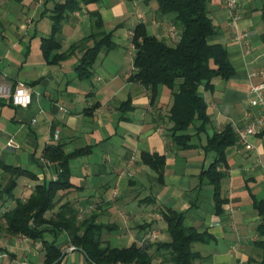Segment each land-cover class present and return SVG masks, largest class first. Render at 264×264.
I'll return each mask as SVG.
<instances>
[{"label":"crops","instance_id":"crops-1","mask_svg":"<svg viewBox=\"0 0 264 264\" xmlns=\"http://www.w3.org/2000/svg\"><path fill=\"white\" fill-rule=\"evenodd\" d=\"M64 0H0V85L23 82L33 91L30 107L18 108L7 98L0 103V264H43L45 249L41 241L11 237L4 231L3 214L13 209L16 200H26L38 185L58 178V165L47 162L44 150L62 144L66 153L90 148L91 152L70 163L73 188L59 194L56 209L71 203L79 212L94 206L98 222L110 226L102 240L117 248L151 247L169 242L162 211L171 208L185 214V224L212 239L193 245L200 254L195 264H247L264 261V249L256 229L261 218L252 206L250 195L264 200V129L248 137L252 146L238 143L226 151L227 169L221 181V195L227 202L222 215L214 207V190L201 179L215 160L205 153L208 137L226 124L243 128L251 118H263L248 104V86L264 82V0H238L230 12L225 0H212L209 11L218 33L210 41L226 48L235 74L229 80L213 81L214 89L200 93L208 104L212 124L194 136L193 147L181 149L170 136L168 113L172 92L159 87L154 104L150 91L130 81L134 71L135 48L131 42L137 25L168 45L176 44L182 31L174 24L175 15H163L155 0H104L83 6L71 14L56 35L61 50L79 45L71 57L49 64L42 51V39L51 33L50 15L55 3ZM99 13L107 33H113L118 47L101 54L91 78H80L76 65L93 30L90 13ZM233 14V15H232ZM241 34L240 43L235 37ZM128 101L130 104L125 105ZM35 121V122H34ZM198 126V124H197ZM189 133L194 135L196 128ZM165 157L162 178L142 163V154ZM2 165L20 167L31 173L17 180L12 194L6 195L10 176ZM231 209V214L227 210ZM88 215V216H89ZM156 233L157 239L146 237ZM54 236L46 235V240ZM63 250L70 244L66 233L56 238ZM62 264H89L76 250L65 255Z\"/></svg>","mask_w":264,"mask_h":264},{"label":"trees","instance_id":"trees-1","mask_svg":"<svg viewBox=\"0 0 264 264\" xmlns=\"http://www.w3.org/2000/svg\"><path fill=\"white\" fill-rule=\"evenodd\" d=\"M21 3L24 0H16ZM104 0H64L55 3L51 12V33L42 39V51L49 64H58L67 60L80 48L73 45L67 52L57 53L61 45L56 35L62 30L63 23L81 10L103 2ZM159 11L167 16L175 15L174 24L181 29L179 41L168 45L156 36L147 32L146 25L139 24L134 30L131 42L135 48L134 71L129 80L138 82L149 89L150 101L154 104L159 87H166L172 92V106L168 113V121L172 125L170 136L181 149L193 147L194 136L206 132L212 124L208 114V104L200 93L201 87L206 91L214 89L213 81L217 78L227 81L234 76L235 71L227 58L226 48L210 41L218 33L217 25L209 11L212 0H155ZM93 30L89 38L94 45L86 47L76 65L80 78H91L93 67L101 54H108L118 47L113 33L104 30L103 20L99 13H90ZM264 44V33L260 35ZM17 84V83H16ZM15 84V85H16ZM0 103H3L0 99ZM9 104L12 105L11 100ZM130 104L128 101L125 105ZM198 124V126H197ZM196 128L194 135L189 133ZM237 137L230 124L208 137L203 146L205 153H213L215 160L211 166L201 173V179H207L214 190V207L217 215H222V206L226 200L221 195V181L227 169L226 151L237 144ZM90 148L66 153L62 144L49 145L45 148L44 159L58 165V178L47 185H38L26 200H16L15 207L3 214L4 231L11 237H26L32 241H41L45 249L43 264H62L65 259L63 250L58 246L56 238L66 233L70 244L82 252L89 264H154L160 258L167 264H195L200 254L193 250L197 243H208L212 237L200 233L194 227L185 224V214L167 208L162 211V217L167 224L169 242H156L149 252L147 247L133 245L129 248H117L103 242V233L110 226L98 222V214L87 215L79 219L80 212L71 203L63 204L52 217L46 214L56 209L59 204V194L73 188L71 184L70 163L90 153ZM142 163L150 166L159 174H164L166 160L157 153L142 154ZM4 173L10 176L5 194H12L17 186V180L31 173L20 167L2 165ZM252 206L261 218L256 232L261 238L257 247L264 249V200L250 195ZM51 234L54 239L46 240ZM247 264H264V261L249 260Z\"/></svg>","mask_w":264,"mask_h":264},{"label":"built area","instance_id":"built-area-1","mask_svg":"<svg viewBox=\"0 0 264 264\" xmlns=\"http://www.w3.org/2000/svg\"><path fill=\"white\" fill-rule=\"evenodd\" d=\"M237 7L238 0H225V8L228 11L233 12ZM243 40L244 37L241 34H238L235 37L237 43H240ZM248 94L250 96L248 102L249 106L258 109L261 115H264V82L260 84H250L248 86ZM0 97L10 99L15 107L26 109L30 107L33 102V91L23 82H17L15 86L11 84H3L0 85ZM244 115L246 118L250 119V122L243 128L233 127V131L238 139L237 142L242 144L246 149H251L252 146L247 142V139L248 137L256 136L264 129L263 118L262 116L251 118V113L248 111H245ZM93 209L94 206H88L85 208L80 212L79 219L83 220L93 211ZM231 211V209H228L227 213L231 214ZM146 239L153 242L157 239V234L151 233ZM76 250V247L68 246L63 249V253L66 255Z\"/></svg>","mask_w":264,"mask_h":264},{"label":"rangeland","instance_id":"rangeland-1","mask_svg":"<svg viewBox=\"0 0 264 264\" xmlns=\"http://www.w3.org/2000/svg\"><path fill=\"white\" fill-rule=\"evenodd\" d=\"M163 88H166V87H163ZM112 247H115V246L112 245ZM154 264H167V263H165L162 259L157 258L155 259Z\"/></svg>","mask_w":264,"mask_h":264}]
</instances>
